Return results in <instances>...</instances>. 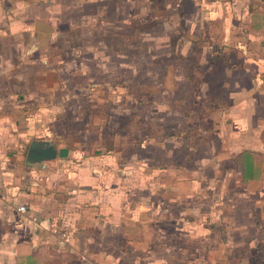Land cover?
<instances>
[{
    "label": "crops",
    "instance_id": "obj_1",
    "mask_svg": "<svg viewBox=\"0 0 264 264\" xmlns=\"http://www.w3.org/2000/svg\"><path fill=\"white\" fill-rule=\"evenodd\" d=\"M148 15L167 25L182 16L177 51L200 91L183 116H195L199 103L205 126L184 133L189 155L169 160L171 177L151 178L143 194L132 174L149 160L127 162L125 136L103 140L96 154L47 115L62 105L70 69L62 26L85 38L86 26L140 24ZM55 137L64 145L59 166L29 165L32 142ZM134 147L139 159L144 147ZM0 190V264H264V1L0 0ZM239 217L250 224L238 226Z\"/></svg>",
    "mask_w": 264,
    "mask_h": 264
},
{
    "label": "rangeland",
    "instance_id": "obj_2",
    "mask_svg": "<svg viewBox=\"0 0 264 264\" xmlns=\"http://www.w3.org/2000/svg\"><path fill=\"white\" fill-rule=\"evenodd\" d=\"M85 12L92 11L87 9ZM115 14L112 8L109 9L108 18L114 20ZM162 20L164 18L153 20L150 16L140 24L122 25L117 24L118 20L101 22L84 27L85 38L80 35L76 37L77 34H71L68 27L62 26L68 39H63L64 49L61 51L66 56L62 58L66 57L65 63L70 69L64 74L62 105L56 113L47 115L59 116L60 127L80 139L78 144L85 149L87 144L89 147L94 145L96 154L103 140L105 144L113 145L118 138L122 141L125 136L127 162L133 164L135 160H149L144 169L139 168L132 174L141 176L138 184L143 194L151 192V178L167 181L171 177L174 169L167 166L169 160L180 163L183 156L189 155L184 138L187 134L184 133L191 128L192 135H197L198 128L205 126L198 115L197 101L196 105L191 106L195 116H183L187 111L186 101L189 98L197 100L200 91L198 73L194 71L188 76L183 72V57L177 51V46L182 44L179 37L185 27L182 16L175 17V25H167ZM167 34L174 39H167ZM190 60L197 62L198 55ZM31 91L32 94L37 93L33 88ZM208 118L207 129L212 123ZM100 131H105L108 137L103 139ZM118 131L122 136H115L114 132ZM195 138L196 143L192 144L193 152L190 154L193 158L198 156L195 147L199 137ZM191 140L193 142L194 137ZM138 145L144 149L142 157L136 159L134 146ZM154 162L159 165L149 167ZM190 167L191 171L197 170L194 161H191ZM207 174L210 176L209 172ZM128 189L132 191L134 185ZM160 189H163L161 181L152 191ZM241 224L250 223L246 218L239 217L238 226ZM252 232L249 230L248 238H262V234ZM233 237L239 241L244 239L241 233H235ZM221 239L227 240L230 236L225 233Z\"/></svg>",
    "mask_w": 264,
    "mask_h": 264
},
{
    "label": "water",
    "instance_id": "obj_3",
    "mask_svg": "<svg viewBox=\"0 0 264 264\" xmlns=\"http://www.w3.org/2000/svg\"><path fill=\"white\" fill-rule=\"evenodd\" d=\"M63 155L64 145L60 139L33 141L29 150L28 164L48 163L51 167H58Z\"/></svg>",
    "mask_w": 264,
    "mask_h": 264
},
{
    "label": "built area",
    "instance_id": "obj_4",
    "mask_svg": "<svg viewBox=\"0 0 264 264\" xmlns=\"http://www.w3.org/2000/svg\"><path fill=\"white\" fill-rule=\"evenodd\" d=\"M264 1V0H262ZM2 197V192L0 190V198ZM28 211V208L25 206V205H21L18 207V212L22 213V214H25L27 213ZM31 224H32V231L33 232H37L38 228H39V224H38V218L37 217H32L31 219Z\"/></svg>",
    "mask_w": 264,
    "mask_h": 264
}]
</instances>
